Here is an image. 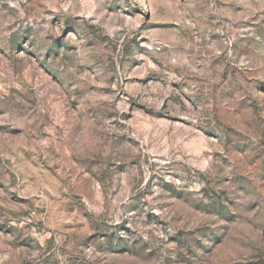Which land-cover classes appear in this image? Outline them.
<instances>
[{
    "label": "rangeland",
    "instance_id": "1",
    "mask_svg": "<svg viewBox=\"0 0 264 264\" xmlns=\"http://www.w3.org/2000/svg\"><path fill=\"white\" fill-rule=\"evenodd\" d=\"M0 264H264V0H0Z\"/></svg>",
    "mask_w": 264,
    "mask_h": 264
}]
</instances>
